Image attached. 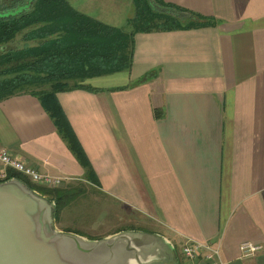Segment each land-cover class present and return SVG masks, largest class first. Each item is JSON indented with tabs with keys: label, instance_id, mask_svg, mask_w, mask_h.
Wrapping results in <instances>:
<instances>
[{
	"label": "crops",
	"instance_id": "obj_1",
	"mask_svg": "<svg viewBox=\"0 0 264 264\" xmlns=\"http://www.w3.org/2000/svg\"><path fill=\"white\" fill-rule=\"evenodd\" d=\"M64 1L117 28L134 15L133 0ZM163 1L213 24L137 32L129 71L87 80L98 92L56 94L90 180L30 93L0 100V150L69 177L57 188L88 184V202L148 218L176 255L187 240L209 242L224 264H264V0ZM243 241L263 248L242 258Z\"/></svg>",
	"mask_w": 264,
	"mask_h": 264
},
{
	"label": "trees",
	"instance_id": "obj_2",
	"mask_svg": "<svg viewBox=\"0 0 264 264\" xmlns=\"http://www.w3.org/2000/svg\"><path fill=\"white\" fill-rule=\"evenodd\" d=\"M0 0V45L18 34L36 44L0 53V100L30 93L39 98L58 133L78 162L85 168V179L92 177L89 161L57 102L58 92L101 89L87 80L129 71L137 32L169 31L213 24V20L163 0H133L134 15L125 28L101 23L75 11L64 0ZM9 11H8V10ZM116 89V88H113ZM111 89V90H113ZM30 188L55 201L54 216L66 204L59 188L32 184Z\"/></svg>",
	"mask_w": 264,
	"mask_h": 264
},
{
	"label": "water",
	"instance_id": "obj_3",
	"mask_svg": "<svg viewBox=\"0 0 264 264\" xmlns=\"http://www.w3.org/2000/svg\"><path fill=\"white\" fill-rule=\"evenodd\" d=\"M54 211L17 177L0 182V264H179L162 235L126 229L89 239L58 229Z\"/></svg>",
	"mask_w": 264,
	"mask_h": 264
},
{
	"label": "rangeland",
	"instance_id": "obj_4",
	"mask_svg": "<svg viewBox=\"0 0 264 264\" xmlns=\"http://www.w3.org/2000/svg\"><path fill=\"white\" fill-rule=\"evenodd\" d=\"M33 44H36V42H26L22 39L21 34H18L14 40L6 46L8 47L6 49L21 48L25 45ZM118 75L119 74H116L115 76H106L99 79L106 78L110 82L116 83L121 80ZM103 81L105 82L106 80ZM77 182L78 181L74 182L73 184H76ZM64 183H62L60 186H62ZM39 186L52 188L44 185ZM91 189L92 188L88 184L82 185L81 188L65 184L64 187L59 188L60 194H65L67 199L66 204L64 205L65 207H62L61 209L59 208L56 216L58 217L62 210H64L66 215L68 214V217L65 219V223H62L63 226L67 227L65 228L59 225L60 229H68V232L78 233L92 239L100 238L108 234L110 235L127 228L155 233L157 232L158 228L151 222L154 225L153 226L148 218L135 212H130L125 216L123 208H121V206L119 207V204L117 203H112V205L108 207L106 200H102L100 203H93L92 201L88 202V197H91ZM114 204H116V206ZM176 252H179L180 254L179 248L176 249ZM181 257L183 260L181 261V264H188L182 255Z\"/></svg>",
	"mask_w": 264,
	"mask_h": 264
},
{
	"label": "built area",
	"instance_id": "obj_5",
	"mask_svg": "<svg viewBox=\"0 0 264 264\" xmlns=\"http://www.w3.org/2000/svg\"><path fill=\"white\" fill-rule=\"evenodd\" d=\"M10 173H17L35 185L58 187L69 177L40 172L27 165L23 160L7 150H0V181L10 178ZM263 248L260 243L243 241L239 244L240 257H252ZM188 264H224L220 260V249L209 242L185 241L179 248Z\"/></svg>",
	"mask_w": 264,
	"mask_h": 264
},
{
	"label": "flooded vegetation",
	"instance_id": "obj_6",
	"mask_svg": "<svg viewBox=\"0 0 264 264\" xmlns=\"http://www.w3.org/2000/svg\"><path fill=\"white\" fill-rule=\"evenodd\" d=\"M10 1L11 0H7V2H6V5H9L10 4ZM8 10V9H7ZM10 10V9H9ZM8 10V11H9ZM14 40V39H13ZM13 40H11V41H9V42H7V43H4V44H2V45H0V53L1 52H4V51H8V50H10V49H6V48H8V47H6L8 44H10ZM179 252L177 253V256L179 257Z\"/></svg>",
	"mask_w": 264,
	"mask_h": 264
}]
</instances>
